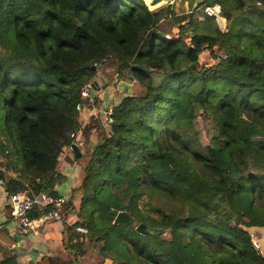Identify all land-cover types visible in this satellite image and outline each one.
Wrapping results in <instances>:
<instances>
[{
	"label": "trees",
	"instance_id": "1",
	"mask_svg": "<svg viewBox=\"0 0 264 264\" xmlns=\"http://www.w3.org/2000/svg\"><path fill=\"white\" fill-rule=\"evenodd\" d=\"M188 1L177 15L144 0H0V180L7 196L69 191L49 264H264V0ZM206 47L225 56L201 67ZM109 65L142 93L109 104V131L82 126L81 88ZM74 140L79 182L61 193ZM121 211L132 222L115 223Z\"/></svg>",
	"mask_w": 264,
	"mask_h": 264
},
{
	"label": "crops",
	"instance_id": "2",
	"mask_svg": "<svg viewBox=\"0 0 264 264\" xmlns=\"http://www.w3.org/2000/svg\"><path fill=\"white\" fill-rule=\"evenodd\" d=\"M105 80V75H100V77L98 76V78H96L98 84L97 86L103 85L104 82L103 84L101 82ZM119 81L120 79H118V82H116L119 83ZM117 86L120 85L118 84ZM108 87L109 85L107 84L104 88H101L99 86L100 90H95L94 97L100 98L102 100L101 106L99 108V113L98 115H96V113L91 114L86 121L84 115H81L82 126L83 124L90 121L91 116L99 117L102 122V113L103 110L106 109L105 104L110 103L113 98L112 91L107 90L109 89ZM98 92H100L101 97L98 96ZM113 103L116 102L112 101V104ZM91 106L94 107L93 105ZM91 106L88 107L91 108ZM91 139L93 140L94 136H92ZM67 153L68 152L66 149L63 156L59 160L60 163L62 159H65L68 163L67 164L65 162V164H67L68 166L62 167V169L64 170L62 173H65V171L69 167V163L71 162V158L69 157L70 154ZM59 163L58 169L60 170ZM65 191V195L67 196L69 191L67 189ZM60 192L64 193L63 190ZM10 209L11 207L8 201V196L4 190V187L0 185V259L10 254L16 256L20 264H33L36 262L37 264H49V256H54L62 253L61 242L64 230L62 220L54 219L48 221L41 225L36 232L25 234L20 229L19 225L12 219Z\"/></svg>",
	"mask_w": 264,
	"mask_h": 264
},
{
	"label": "rangeland",
	"instance_id": "3",
	"mask_svg": "<svg viewBox=\"0 0 264 264\" xmlns=\"http://www.w3.org/2000/svg\"><path fill=\"white\" fill-rule=\"evenodd\" d=\"M169 3H172L173 10H174V12L177 15L186 14V13L190 12V10H191L190 9V2L188 0H168L166 5H168ZM166 5H164V6H166ZM195 7L196 6L194 5V8ZM202 14L199 13V15H198L199 16L198 17L199 20H202L204 18V15H202ZM227 25H228V20L226 19V28H227ZM217 27H218V25H217ZM175 33H176V31H175ZM187 34H191L190 30L187 31ZM221 53H222L221 51H219V52H216L214 50L211 51L207 47L206 48H203L201 50V53H200V56H199V66H201V67H209L210 65H213L215 63V55H216V57H219L221 55ZM99 68H101V67L99 66ZM115 69H116V66L115 65H109V66L105 67L104 69H100L99 72L96 74L97 78H98V76L100 77V75H105V79L106 80L105 81H102L101 83L103 84V82H104L103 88L108 84L109 85V87H108L109 89H107V90L112 91L113 98L110 101L111 104H112V101H114V102L117 103L119 101V99L122 97V95H125L122 87L117 86L118 85V83H117L118 82V79H120V80H124V79L121 78L116 73ZM114 82H116V83H114ZM110 85H112V86H110ZM96 89L97 90H100L99 86H95V89L93 91L92 101L90 102V104L93 105L94 107L91 106V108H89L90 106L87 107L85 105V108L83 107L81 109V111H80L81 112L80 116L81 115H84L85 121L88 119V117H90L91 114L96 113V115H98V113H99V108L101 106V101L102 100L100 98L94 97L95 90ZM142 90H143L142 87L137 82H133L132 83V92H133L132 94H141L142 93ZM98 94H99L98 96L101 97L100 96L101 95L100 92H98ZM110 103H106L105 104L108 108L105 106L106 109H104L103 110V113H102V123L104 125L105 130H107V131H109L108 130L109 129V127H108V120L110 119V114H111V109L109 107V104ZM107 109H109V110H107ZM81 118H82V116H81ZM196 125H197V128H198V130L200 131V134H201L200 141L203 142V143L204 142L206 143V141L208 140V137H209L208 132H207V129H208V121H207V119L204 116L197 117ZM189 133H192V132L189 131ZM76 135H78V133ZM94 140H95V137H94L93 141ZM74 141H76V140H74ZM67 152L70 154L69 157L71 158V162L72 163L71 162L69 163V167H68V169L65 172H67V174L71 175V179L69 178L66 181V183H64V185L62 186V190H64V188H66V187H69V185L71 183H74L75 185H77L78 182H79V181H77V179H74L75 177H78L79 176L78 172L75 173V169L77 168L76 167L77 166L76 165L77 160L74 159V152H72V149L70 147L67 148ZM16 154H17V157L20 160L21 157H20V152H19L18 149H17V153ZM64 160L62 159L60 161V163H59V167H60L61 172L64 171L62 169V167L68 166L67 165L68 164L67 161L66 160L64 161ZM65 162L67 164H65ZM82 163H83V161H82ZM72 169H73V174L72 173L70 174V172H72ZM79 193L80 192H76L75 194H79ZM252 233L255 236H257V233L256 232H252ZM96 260L97 259H95L94 255L92 256L89 253L88 254V259L85 260V263L91 264L92 261L93 262H97ZM104 264H112V262H111V260H108Z\"/></svg>",
	"mask_w": 264,
	"mask_h": 264
},
{
	"label": "built area",
	"instance_id": "4",
	"mask_svg": "<svg viewBox=\"0 0 264 264\" xmlns=\"http://www.w3.org/2000/svg\"><path fill=\"white\" fill-rule=\"evenodd\" d=\"M204 12L214 19L221 31H225L227 29L226 17L218 3L206 5L204 7ZM221 56L224 57L225 55L222 54ZM93 91L94 89L91 85V81H88L83 84L80 93L83 99H89L91 102ZM83 107L85 108L84 103L77 104V109L79 111H81ZM72 143L76 144V141H73ZM69 147L71 148V146ZM0 185H4L3 180H0ZM8 201L11 207L10 214L12 219L19 225L23 233L27 234L36 232L41 225L48 221L59 219V208L66 202V196L60 195L58 197H53L43 191H40L35 195H30L27 192L18 191L10 194L8 196ZM47 206H52L53 209L38 217H30L29 213L35 207L45 208ZM79 229L84 230L83 228ZM253 244L256 248H258L259 245L254 239Z\"/></svg>",
	"mask_w": 264,
	"mask_h": 264
},
{
	"label": "water",
	"instance_id": "5",
	"mask_svg": "<svg viewBox=\"0 0 264 264\" xmlns=\"http://www.w3.org/2000/svg\"><path fill=\"white\" fill-rule=\"evenodd\" d=\"M168 0H144L146 6L148 7L149 10H156L164 5L167 4ZM135 82V80L133 79V76L130 74V71L128 70L126 78L124 80H120L119 81V85L122 86V88L124 89V93L125 95H129L132 94V83ZM91 85L92 87L95 89V86H97V81L93 80L91 81ZM71 149L73 150V152L75 153L76 156H80V150L78 148V146L76 144L70 145ZM122 221H127V222H132V218L126 213V212H117L114 222H122ZM137 230L138 231H147L143 229V225L140 224L137 226Z\"/></svg>",
	"mask_w": 264,
	"mask_h": 264
},
{
	"label": "clouds",
	"instance_id": "6",
	"mask_svg": "<svg viewBox=\"0 0 264 264\" xmlns=\"http://www.w3.org/2000/svg\"><path fill=\"white\" fill-rule=\"evenodd\" d=\"M93 81V80H92ZM94 89V88H93Z\"/></svg>",
	"mask_w": 264,
	"mask_h": 264
}]
</instances>
